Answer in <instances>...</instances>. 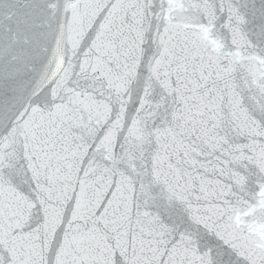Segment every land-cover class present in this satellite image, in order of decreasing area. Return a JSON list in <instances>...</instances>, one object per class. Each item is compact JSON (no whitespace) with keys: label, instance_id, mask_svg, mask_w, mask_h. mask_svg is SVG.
<instances>
[{"label":"snow or ice","instance_id":"snow-or-ice-1","mask_svg":"<svg viewBox=\"0 0 264 264\" xmlns=\"http://www.w3.org/2000/svg\"><path fill=\"white\" fill-rule=\"evenodd\" d=\"M0 264H264V0H0Z\"/></svg>","mask_w":264,"mask_h":264}]
</instances>
